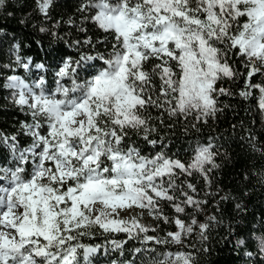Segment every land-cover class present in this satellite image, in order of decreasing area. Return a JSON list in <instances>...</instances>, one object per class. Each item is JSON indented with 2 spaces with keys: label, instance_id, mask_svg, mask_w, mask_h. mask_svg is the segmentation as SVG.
I'll list each match as a JSON object with an SVG mask.
<instances>
[{
  "label": "snow or ice",
  "instance_id": "obj_1",
  "mask_svg": "<svg viewBox=\"0 0 264 264\" xmlns=\"http://www.w3.org/2000/svg\"><path fill=\"white\" fill-rule=\"evenodd\" d=\"M38 3L47 16L52 0ZM89 9L94 10L92 22L113 34L111 52L81 56L75 62L66 59L55 73V90L45 88L43 77L31 86L17 76L9 77L7 86L19 90L16 102L28 107L33 124L26 126L31 146L18 150L12 143L16 164L0 168V182H7L0 183V264H39L37 258L43 264H79L78 249L85 256L97 251L72 243L88 235L90 227L125 232L130 238L150 231L135 217L116 218L122 210L143 209L163 216L160 200L172 202L177 213H183L185 206L199 210L207 203L182 189L184 199L177 203L173 190L177 170L188 175L196 171L207 179V173L218 167L212 144H197L185 165L163 152L142 155L124 141L126 129H131L153 146L162 143L149 139L155 128L145 115L148 107L170 117L195 113L206 123L219 111L214 94H229L224 88L217 91V81L236 75L227 61L228 52L235 50L244 58L246 85L259 89L264 110V86L248 84L264 69V0H86L80 11ZM241 18H245L242 23ZM151 58L161 62L148 72L144 62ZM30 63L21 66L27 69ZM85 65L89 74L81 80L78 72ZM153 76L160 81L155 97ZM240 95L247 97L250 92ZM43 125L46 134L40 132ZM9 139L15 141L4 137V143ZM30 158L33 167L26 173ZM174 224L178 230L168 232L167 238L144 239L179 244L197 221L193 218L186 226L177 217ZM198 227L206 238L209 225ZM154 264H194V259L191 253H166Z\"/></svg>",
  "mask_w": 264,
  "mask_h": 264
},
{
  "label": "trees",
  "instance_id": "obj_2",
  "mask_svg": "<svg viewBox=\"0 0 264 264\" xmlns=\"http://www.w3.org/2000/svg\"><path fill=\"white\" fill-rule=\"evenodd\" d=\"M85 2L52 0L47 16L39 10L38 0H3L0 4V168L16 164L10 150L12 143L18 150L32 144L26 126L33 124V117L27 106L16 102L12 89L7 86L9 77L17 76L30 82L32 76L39 74L46 81L45 88L53 90L55 73L66 59L75 62L81 56L111 52L113 34L104 32L92 22L94 10L80 11ZM29 61L27 69L21 66ZM227 61L236 75L217 81V91L224 88L229 94H214L219 111L206 123L197 120L195 113L186 118L182 115L170 117L161 109L148 107L145 115L151 117L150 124L155 128L149 139L162 143L153 146L143 139L142 133L131 129H126L128 135L124 141L125 146L137 147L142 155L154 156L163 152L185 165L191 162L197 144H212L218 167L207 173V179L196 171L188 175L177 170V188L173 190L177 203L184 199L181 189L207 203L201 204L199 210L185 206L183 213H177L172 202L160 200L159 212L163 216L157 224L149 228L148 233L134 234L131 238L125 232H105L98 226L90 227L88 235L78 236L72 243L94 247L97 251L85 258L83 250L78 249L79 264H106L113 260L121 264H154L166 253L177 252L191 253L194 264H264V251H261V241H264V110L259 105L261 93L258 88L246 85L248 69L244 67L242 56L233 50L228 52ZM160 62L151 58L144 62V70L151 72ZM91 63L100 66L99 61ZM37 65L44 68L39 69ZM257 67H260L259 62ZM88 74L86 65L78 72L81 80ZM61 82L70 86V82ZM248 84L264 86V69L253 75ZM153 85L155 97L160 90L158 77L153 76ZM242 91H248L250 95L241 96ZM47 131L46 125L40 129L41 134ZM4 137H15V141L9 139L4 143ZM188 184L196 191L188 188ZM163 217H167L168 222ZM177 217L185 225L193 218L197 221L193 232L185 236L178 248L171 242L157 244L144 239L145 236L167 238L168 232L178 230L174 224ZM201 223L209 225L204 233L206 238L201 237L198 227Z\"/></svg>",
  "mask_w": 264,
  "mask_h": 264
},
{
  "label": "rangeland",
  "instance_id": "obj_3",
  "mask_svg": "<svg viewBox=\"0 0 264 264\" xmlns=\"http://www.w3.org/2000/svg\"><path fill=\"white\" fill-rule=\"evenodd\" d=\"M40 69V68H39ZM42 76L41 75H39V74H36V75H34V76H32L31 78H32V80L29 82V81H27V80H25V79H23V78H20L21 80H23L26 84H28L29 86H31L35 81H37L38 79H40ZM67 86V85H66ZM56 88V87H55ZM55 88L53 89V90H55ZM12 89V88H11ZM18 89H12V95H13V97H15L16 99H18ZM12 158H13V154H12ZM29 164H26L24 167H25V169H26V173H30L31 172V170H32V167H33V165H32V161H31V158L29 159V162H28ZM29 165H30V167H29ZM0 175H3V173H0ZM0 183H3L5 186H6V184H7V182L6 181H3V182H0ZM158 203H159V201H158ZM159 207H160V205H159ZM131 217H135L137 220H138V222L141 224V225H143V226H145V227H147V228H151V227H153L154 225H156L157 224V222H158V220L162 217V216H156V215H150L149 214V212L147 211V210H143V209H133V210H131V211H120L119 212V215H118V217H116V218H119V219H131ZM187 226V225H186ZM184 238H185V236L182 238V241H181V243H179V244H176V243H171V245L173 246V247H176V248H178L182 243H183V241H184ZM96 254V252L95 253H92V254H90V255H87V256H85V258H89V257H91V256H93V255H95ZM38 259V261H39V264H43V262L40 260V258H37ZM106 264H121V263H119L118 261H116V260H113L112 262H110V263H106Z\"/></svg>",
  "mask_w": 264,
  "mask_h": 264
}]
</instances>
